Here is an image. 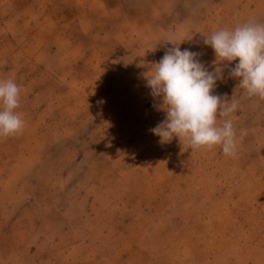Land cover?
Returning a JSON list of instances; mask_svg holds the SVG:
<instances>
[{"label": "rangeland", "instance_id": "1", "mask_svg": "<svg viewBox=\"0 0 264 264\" xmlns=\"http://www.w3.org/2000/svg\"><path fill=\"white\" fill-rule=\"evenodd\" d=\"M80 1L0 0V79L21 86L17 111L26 121L24 132L34 134L0 138V202L21 196L61 200L80 190L92 193L103 181L98 194L117 201L113 216L106 211L104 217L105 238H113L112 228L128 238L145 226L151 231L152 264H264V99L249 97L229 75L238 59L227 67L201 60L209 71L222 68L212 94L238 105L229 117L242 136L235 157L225 156L219 146L191 150L178 138L161 143L150 131L166 112L162 100L151 95L146 73L151 75L168 47L161 27L139 22L160 18L168 29L180 18L183 29H190L211 13L214 23L225 22L231 16L223 11V0H164L163 5L161 0H102L110 32L105 36H97L93 27L82 36L89 27L64 16ZM193 3L199 12L191 11ZM144 6L150 11L146 19ZM95 8L93 3L88 9L94 20L100 11ZM119 11L111 30L109 22ZM70 132L83 137L64 138ZM17 145L37 155L24 161L33 170L23 172L15 188L9 184L22 174L8 170L12 160L2 151ZM6 212L0 208V220ZM11 216L12 234L4 242L12 246L31 236L17 235L18 213ZM92 216L82 221L84 233L101 221L100 214ZM41 219L50 230L68 223L51 213ZM54 243L60 246L43 264H82L87 255L94 263L99 257L94 251L83 257L82 248H67L58 239Z\"/></svg>", "mask_w": 264, "mask_h": 264}, {"label": "crops", "instance_id": "2", "mask_svg": "<svg viewBox=\"0 0 264 264\" xmlns=\"http://www.w3.org/2000/svg\"><path fill=\"white\" fill-rule=\"evenodd\" d=\"M212 1L214 0H211V2ZM93 3L96 5L95 9L99 8L100 10L99 17H97L96 20L91 17V12L88 10L92 8ZM160 3L163 5L165 1L161 0ZM199 9V5L196 7L194 3L191 6V11L194 13L199 12ZM212 9L216 10V7L213 6ZM222 9L225 11L226 15H228L227 13L229 12L228 16L231 17L229 20L221 23H214L212 18L213 14L211 13V17H206L202 14V18L199 23L190 29H183V22H179L180 18L174 21L168 29H165L163 26V22H165V20H160V18L159 20L155 19L145 23L140 21L139 26H159L161 27V36L164 39L163 44L168 48L179 45L182 51L184 49H189L190 51L201 53L198 57L199 60L207 58L208 61H214L216 60L214 50L210 46L204 45V37H209L213 32L220 29H234L236 26L247 22L245 18H248V21L254 20L258 23H264V0H223ZM142 10L146 19L150 11L145 6ZM176 13H178V10H176ZM172 15L176 16L177 14ZM64 16L69 22H72L77 18L81 27L85 25L86 28L89 27L88 29L92 27L95 28L94 31L97 36L110 34L108 28L109 25L104 26L107 22L106 20L105 22L103 20L104 7L102 0H81L80 3L72 4L71 8L65 11ZM121 16V11H119L118 14L112 17L111 23L109 22L111 30L115 21ZM58 20L59 17L56 15V21ZM62 32L64 31L62 30ZM89 32L93 33L91 29L87 31L84 30V34H82V36L85 34L88 35ZM207 63L208 62H206V65ZM68 137L81 138L83 135L75 134V132H70V134L65 133L64 138ZM10 138L31 139L34 138V134L23 132L22 135L2 139ZM101 148L103 149V147ZM2 154L7 156V160H12L9 163L8 170L20 171L22 174L21 179L11 181L9 184L10 186L16 188L18 183H20L23 179V172L33 170L31 166H26L24 161L30 158V156L35 157L37 154L34 151L27 152L25 147L21 145H17L16 147H7L4 152L2 151ZM104 154L105 152H102V154L100 152V155ZM34 167L37 168V166ZM144 183L147 182L145 181ZM104 184L105 183L103 181L97 183L96 188L93 189L92 193L80 190L79 193L77 192V194L73 196H65L61 200H56L58 202L53 199L44 200V198H40L39 196H35L33 198L21 196L19 200L0 202V208L7 211V214H5L7 217L4 215L0 220V264H43L42 261L50 260L51 250L60 246L54 243L56 239L59 240L61 245L69 244L67 248H82L83 257L85 256L86 251H89L90 254L94 251L96 255L99 256L95 258L94 263H91L92 259H90V255H87V258H81L82 264H152V245L147 243V239L150 237L149 234L151 231L145 228V226L139 228L137 232L128 238L125 234L119 233L117 228H112L110 235L113 236V238H108L109 240L105 238V233L107 234L108 232H105L104 217L106 211L107 214L111 213L113 216L117 201L112 199L107 200V196L98 194ZM1 211L2 214H4L3 210ZM9 213L12 214L11 218H17L18 213L19 230L16 234L30 235L31 238H24L22 242L18 240L17 244L15 243V245L12 246L9 242L8 244L7 241H5L6 243L4 242V236L12 234L9 229ZM48 213L56 214L57 216L65 219L68 223L59 228V230H50L51 228L43 222V219H41ZM91 214H93L92 217H98V214H100L103 219L101 218V221L95 224L93 231H90L91 233H84L83 231L85 228H83L84 224L82 221ZM148 214L149 212L144 211L142 213V217L147 218ZM133 218L136 219L138 216H133ZM76 219L80 220V223L74 224ZM70 222L72 224H70ZM69 237L71 238L69 239ZM61 239L64 242H61ZM136 252L138 254L133 258V260H131V258H127V256H131L132 253ZM124 260H126V262H124ZM47 264L50 263L47 262Z\"/></svg>", "mask_w": 264, "mask_h": 264}, {"label": "clouds", "instance_id": "3", "mask_svg": "<svg viewBox=\"0 0 264 264\" xmlns=\"http://www.w3.org/2000/svg\"><path fill=\"white\" fill-rule=\"evenodd\" d=\"M203 42L214 50L217 64L227 67L238 59L229 75L239 79L249 97L264 99V23L249 20L231 30L220 29ZM200 55L175 45L154 64L151 75L146 73L151 95L162 100L160 107L166 112V118L150 131L161 143L178 138L191 150L219 146L225 156L235 157L242 136L237 137L229 117L238 105L212 94L217 80L223 78L222 68L209 71ZM20 104L21 86L12 78L0 79V138L23 134L26 121L17 111ZM218 118L223 119L218 122Z\"/></svg>", "mask_w": 264, "mask_h": 264}]
</instances>
